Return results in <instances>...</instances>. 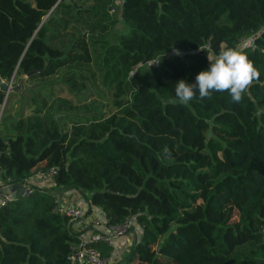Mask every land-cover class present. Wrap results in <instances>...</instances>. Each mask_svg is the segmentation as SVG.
<instances>
[{
  "label": "trees",
  "instance_id": "trees-1",
  "mask_svg": "<svg viewBox=\"0 0 264 264\" xmlns=\"http://www.w3.org/2000/svg\"><path fill=\"white\" fill-rule=\"evenodd\" d=\"M64 2L0 0V78L22 84L2 111L0 90V183L40 172L52 184L0 207V264H75L81 235L55 211L56 192L69 190L105 225L134 218L140 231L122 264H264V0H120L127 31L113 46L102 40L98 56L111 63L97 89L105 104L86 101L84 74L67 67L86 53L45 40ZM248 37L261 75L239 104L195 89L179 102L180 80L195 83Z\"/></svg>",
  "mask_w": 264,
  "mask_h": 264
},
{
  "label": "rangeland",
  "instance_id": "rangeland-1",
  "mask_svg": "<svg viewBox=\"0 0 264 264\" xmlns=\"http://www.w3.org/2000/svg\"><path fill=\"white\" fill-rule=\"evenodd\" d=\"M119 5L120 0H65L63 6L55 10L54 19L46 27L47 36L45 40L52 47H57L67 52L74 43L73 48L86 53L87 56L85 58L88 59L87 61L84 62L81 60L67 66L70 69L74 68L77 72H82L84 74V92L86 93L81 96L87 98L86 101L95 99L105 104L104 98L98 96L97 89L98 87H104L101 85V82L102 79H104L106 70L111 66V63L103 62L102 58L99 60L98 56L104 55V50H102L104 44L101 42L102 40H107L109 45L113 46L118 43V36L127 31V28L120 19ZM47 18L48 16L44 21ZM76 41H80V43ZM160 61L161 60L158 59L154 64L158 65ZM67 70L68 69H63L62 72ZM85 72L88 73L86 74ZM90 75L93 77H90ZM59 76L60 75L54 76L52 79H56ZM85 76L89 78H85ZM92 78H94V80H92ZM27 80L26 78L25 82H27ZM31 84L30 82V86ZM13 86L18 87L17 90H19L22 86L21 80L19 81L18 79L16 84H13L12 81L11 87ZM10 92L15 91H9V93ZM9 93L5 94L1 109L4 107ZM59 94L61 96L76 99L73 94H70L69 91L65 89ZM82 102L84 101L82 100L74 103L78 104ZM7 129L8 124H4L0 127L1 132ZM8 193L13 195L10 192Z\"/></svg>",
  "mask_w": 264,
  "mask_h": 264
},
{
  "label": "clouds",
  "instance_id": "clouds-1",
  "mask_svg": "<svg viewBox=\"0 0 264 264\" xmlns=\"http://www.w3.org/2000/svg\"><path fill=\"white\" fill-rule=\"evenodd\" d=\"M254 43V38L248 37L238 47L220 51L209 68L196 76L195 83L180 80L175 85L176 98L181 104H187L197 95L194 89L198 90L201 100L210 98L212 92H227L231 101L239 104L261 75L245 54V50L253 47Z\"/></svg>",
  "mask_w": 264,
  "mask_h": 264
},
{
  "label": "crops",
  "instance_id": "crops-1",
  "mask_svg": "<svg viewBox=\"0 0 264 264\" xmlns=\"http://www.w3.org/2000/svg\"><path fill=\"white\" fill-rule=\"evenodd\" d=\"M48 14L46 15V17ZM45 17V18H46ZM44 18V19H45ZM44 19L42 23L44 22ZM13 78V77H12ZM21 80V78H19ZM13 81V79H12ZM2 111V109H1ZM1 114V113H0ZM26 184L32 185L39 188H51L52 184L47 179V177L37 172L31 178L27 180ZM0 189L5 192H10L14 196H20L22 185H3L0 183ZM56 203L59 204H76L81 205L85 211L84 218L82 220H73V231L81 235V240L86 242L92 234L95 233H106V225L104 223V215L100 209L92 207L91 212L86 214L88 206L79 196L76 191L69 190L63 192H56L55 195ZM131 228L130 231L121 236L117 237L112 241L111 252L109 255L111 264H122L124 256L129 252L132 244L137 240V235L139 234L140 227L134 223V218L130 220ZM105 244V243H104Z\"/></svg>",
  "mask_w": 264,
  "mask_h": 264
},
{
  "label": "built area",
  "instance_id": "built-area-1",
  "mask_svg": "<svg viewBox=\"0 0 264 264\" xmlns=\"http://www.w3.org/2000/svg\"><path fill=\"white\" fill-rule=\"evenodd\" d=\"M3 108V107H2ZM56 173L54 168L50 169L47 173V176L52 177ZM1 188V187H0ZM34 187L28 184H22L20 196H29L33 194ZM14 196L10 195L8 192H5L0 189V207L4 206L9 202ZM55 211L65 215L71 221L82 220L84 218V209L81 205L76 204H59L56 203ZM131 228L129 222H125L121 225L113 226L106 225V233H95L91 237L79 244L78 246L73 247L71 260L75 264H111L110 258L103 256L100 251L94 247H85V243H105L108 246L112 245V241L117 238L127 234Z\"/></svg>",
  "mask_w": 264,
  "mask_h": 264
},
{
  "label": "water",
  "instance_id": "water-1",
  "mask_svg": "<svg viewBox=\"0 0 264 264\" xmlns=\"http://www.w3.org/2000/svg\"><path fill=\"white\" fill-rule=\"evenodd\" d=\"M50 12L48 13V15L50 14ZM41 24H42V22H41ZM12 79L13 78H11L9 81H7V80H2L0 78V90L2 92H4L5 94L9 93V91H16L18 89V87H16V86L11 87ZM19 81H20V79H19Z\"/></svg>",
  "mask_w": 264,
  "mask_h": 264
}]
</instances>
